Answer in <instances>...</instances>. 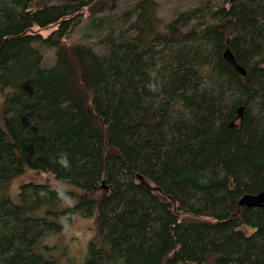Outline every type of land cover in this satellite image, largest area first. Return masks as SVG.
<instances>
[{"label": "trees", "instance_id": "16d2710c", "mask_svg": "<svg viewBox=\"0 0 264 264\" xmlns=\"http://www.w3.org/2000/svg\"><path fill=\"white\" fill-rule=\"evenodd\" d=\"M91 2L0 0V188L29 169L83 191L62 210L49 184L0 196V264H54L41 238L95 211L86 264H264V205H238L264 190V0L206 2L162 30L139 0L103 55L65 44Z\"/></svg>", "mask_w": 264, "mask_h": 264}, {"label": "rangeland", "instance_id": "374dc122", "mask_svg": "<svg viewBox=\"0 0 264 264\" xmlns=\"http://www.w3.org/2000/svg\"><path fill=\"white\" fill-rule=\"evenodd\" d=\"M99 1L92 0L90 5L81 12V21L73 28L69 38L65 41L66 45L82 44L91 47L98 55H103L107 52V45L101 43V41L108 38L117 39V36L121 32H124L126 27L136 18L137 12L135 11V6L139 0L114 1L109 3L102 11H99ZM153 1L155 3V16L161 22L159 25L160 30L164 29L165 24L172 21L179 13L198 7L203 3H219L221 5L228 3V0ZM125 13H128L126 23L122 21ZM54 30H56V26H51L41 30L40 34L43 37H47ZM134 34L132 32L131 35ZM36 48L42 56V67H51L56 60L55 49L44 45H36ZM10 91L8 88L4 89L3 92L0 91V104L3 100V94H8ZM144 181L151 188H154V185L150 181ZM28 183L49 184L59 194H62V199L56 206L57 210H62L72 204L78 203L83 195L82 190L57 181L50 173L26 169L22 175L0 188V196H8L14 202H18L20 187ZM102 193L99 190L95 193V196L99 197ZM173 210L181 220L194 219L193 216L178 213L175 205H173ZM96 213L95 211L88 217L74 215L71 222L65 224L60 231L45 233L35 247L36 252L40 253L46 259L53 260L54 264H86L91 244H97L100 241ZM243 229L248 233L253 231L247 227H243Z\"/></svg>", "mask_w": 264, "mask_h": 264}, {"label": "water", "instance_id": "95a60500", "mask_svg": "<svg viewBox=\"0 0 264 264\" xmlns=\"http://www.w3.org/2000/svg\"><path fill=\"white\" fill-rule=\"evenodd\" d=\"M228 45V42H227ZM223 59L230 65L236 73L241 76L246 75V70L241 65H239L232 52L228 48V46L223 51ZM242 109H238V114L241 116ZM102 188H106L104 182L101 183ZM238 205L240 207L252 208V207H262L264 205V190L256 193V194H244L240 197L238 201Z\"/></svg>", "mask_w": 264, "mask_h": 264}]
</instances>
